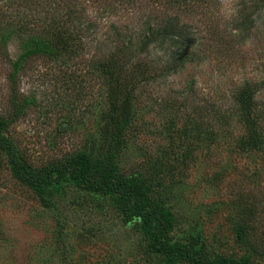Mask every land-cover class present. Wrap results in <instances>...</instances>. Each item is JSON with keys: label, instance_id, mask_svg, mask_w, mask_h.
Wrapping results in <instances>:
<instances>
[{"label": "rangeland", "instance_id": "obj_1", "mask_svg": "<svg viewBox=\"0 0 264 264\" xmlns=\"http://www.w3.org/2000/svg\"><path fill=\"white\" fill-rule=\"evenodd\" d=\"M234 3L223 0L206 15L184 13L203 58L136 92L112 177L146 187L144 202L172 222L167 232L172 243L203 247L215 260L264 264V9L250 34L240 36ZM90 10L100 35L111 17H119ZM85 42L80 54L33 58L19 76L21 91L35 94L37 104L11 133L37 167L75 153L94 156L105 142H114L97 67L103 55L97 42ZM104 42L103 51H110L112 45ZM8 67L0 56L3 112ZM247 83L258 87L256 114L249 116L237 101ZM6 184L0 264H168L148 248L141 216L124 213L119 192L55 175L45 187L52 206L45 207L30 189ZM173 264L191 263L178 257Z\"/></svg>", "mask_w": 264, "mask_h": 264}, {"label": "trees", "instance_id": "obj_2", "mask_svg": "<svg viewBox=\"0 0 264 264\" xmlns=\"http://www.w3.org/2000/svg\"><path fill=\"white\" fill-rule=\"evenodd\" d=\"M222 4L223 0H0V56L9 66L8 109L0 111V199L1 188L12 182L30 189L42 205L50 207L46 185L55 175L70 174L90 189L119 192L125 198L124 213L141 216L150 236L148 248L167 257L168 264L178 257L191 264H250L248 259L234 263L228 258L215 260L207 256L203 247L188 249L172 243L167 237L172 222L157 207L144 202L142 197H148L146 187L134 184L130 178L112 177L124 148L123 135L131 122L130 108L136 92L203 58L197 32L184 13L201 10L206 15ZM234 6L237 12L233 19L242 31L240 36H247L263 18L264 0H235ZM91 8L119 15L109 19L108 30L102 36L97 18L90 15ZM100 37L112 45L110 51H103L105 42ZM86 38L97 42L103 55L97 67L104 81L110 140L114 142H105L94 156L75 153L59 164L37 167L11 133L13 125L37 104L35 94L21 91L19 76L35 57L83 53ZM257 90L255 84L247 83L237 94L240 109L247 116L256 114ZM191 239L194 246L200 242L195 237Z\"/></svg>", "mask_w": 264, "mask_h": 264}]
</instances>
